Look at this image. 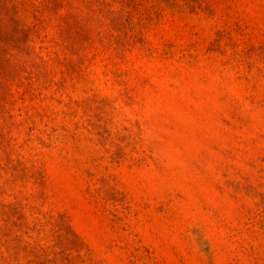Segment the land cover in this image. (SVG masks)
Instances as JSON below:
<instances>
[{
    "label": "rangeland",
    "instance_id": "1",
    "mask_svg": "<svg viewBox=\"0 0 264 264\" xmlns=\"http://www.w3.org/2000/svg\"><path fill=\"white\" fill-rule=\"evenodd\" d=\"M0 264H264V0H0Z\"/></svg>",
    "mask_w": 264,
    "mask_h": 264
}]
</instances>
